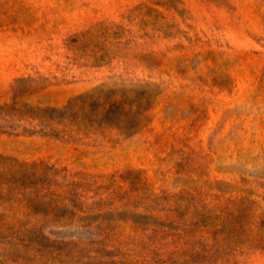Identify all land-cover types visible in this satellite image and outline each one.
<instances>
[{
  "label": "rangeland",
  "instance_id": "1",
  "mask_svg": "<svg viewBox=\"0 0 264 264\" xmlns=\"http://www.w3.org/2000/svg\"><path fill=\"white\" fill-rule=\"evenodd\" d=\"M165 195L211 238L248 202L214 264H264V0H0V260L35 264L16 231L84 224L122 260L135 202Z\"/></svg>",
  "mask_w": 264,
  "mask_h": 264
},
{
  "label": "trees",
  "instance_id": "2",
  "mask_svg": "<svg viewBox=\"0 0 264 264\" xmlns=\"http://www.w3.org/2000/svg\"><path fill=\"white\" fill-rule=\"evenodd\" d=\"M73 197L76 198L70 200L72 204L66 206L68 218L74 214L73 208L79 206L76 205L79 197L77 195ZM171 200L172 198L165 195L144 197L142 202H135L136 207H142L143 212L133 219L139 233L129 242L132 249L130 253L118 251L114 255L113 251L110 257L113 259L114 256L122 255V260H105L107 255H104L106 252L104 248L109 246V243H106L105 239L98 240L101 234L96 236L94 232L95 229L101 230L100 225L95 227L91 224L80 225L78 229L92 232L93 239L78 238L76 241H67L66 237L52 240L51 234L46 233L49 228L47 225L35 226L16 231L18 242L10 244L28 248L33 252V258H23L35 264H50L60 255L59 253L53 256V250L63 252L65 257L76 264H214L223 259L225 253V243H222L218 236L227 228L250 223L249 203L243 201L237 214L232 213L224 218L219 225L221 229L212 234L214 236L211 238L207 234H211L215 225L206 206L199 208L197 206L199 201L192 196H174L173 204L170 203ZM54 212L56 215L58 210L51 211V214ZM62 227L67 225L64 224ZM223 240L231 242L230 237ZM92 250L98 253L95 257L90 255ZM0 264L9 263L3 259L0 260Z\"/></svg>",
  "mask_w": 264,
  "mask_h": 264
}]
</instances>
